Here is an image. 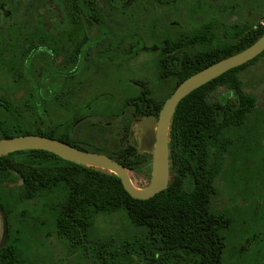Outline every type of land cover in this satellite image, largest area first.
Masks as SVG:
<instances>
[{
    "label": "trees",
    "instance_id": "16d2710c",
    "mask_svg": "<svg viewBox=\"0 0 264 264\" xmlns=\"http://www.w3.org/2000/svg\"><path fill=\"white\" fill-rule=\"evenodd\" d=\"M63 1L72 27L92 24L88 13L95 11V24L102 28L100 34L97 33V40L105 35L106 26L102 18L104 8L101 2L111 3V7L119 13L126 11L129 15L136 13L141 2L170 7H175L179 2ZM133 34L131 40L138 39V34ZM263 34L264 24L260 22H236L220 34L216 32L213 20L191 32L174 35L164 30L153 32L151 41L160 49L157 73L161 78L174 76L175 82L171 92L164 98L138 92L120 100L121 104L111 114L122 117L121 131L117 135L121 142L115 148L106 143H87L73 136V122L77 118L105 115L108 102L98 101L97 104L87 105L86 98L76 112H70L72 97L67 93L63 96L58 94L56 81L49 83L54 86L53 91L45 92L46 79L42 67L44 33L14 39L9 48L6 46V54L0 64L5 65L10 74L15 71V81L23 73L32 85L24 93L26 96L17 102L0 93V139L41 134L83 150L105 153L129 171H142L144 166L148 167L152 162L153 154L141 152L137 139L130 140V136L138 134L134 125L144 116L158 117L165 100L186 78L244 50ZM70 36L71 41L78 40L77 31H70ZM181 46L190 49L189 57L186 56L189 60L183 62L185 64L172 66V58L168 55L180 51ZM261 58H264V51L254 59L203 84L178 104L169 130V154L177 140L176 151L183 160V173L188 116L195 111L192 108L194 106L200 109L205 105L208 108L205 127L208 176L198 181L193 188L186 187L183 179L177 183L172 178L168 186L155 196L137 199L124 188L115 173L69 161L47 150L22 149L0 156V205L9 223L7 242L0 246V264H39L40 257L45 256L41 251L49 250L47 239H41L47 228L72 249L83 248L93 253L98 264H140L138 260L142 257V249L147 252L156 250L157 240L161 241L167 252L173 251L176 254L177 251L186 250L191 256L189 262L185 259L173 262L176 257L162 254L166 264H220L222 244L226 242L235 219L213 208V198L218 189L215 184L216 165L212 161L221 152L225 153L226 158L227 155L238 153L242 147L247 149L253 126L256 127V183L264 187V108L260 107L257 95L247 89L244 80V72ZM221 88L223 91L218 93ZM94 107L97 111L93 110ZM82 108L92 111L93 115L81 114ZM42 116L47 118V122L42 120ZM61 119L67 122L66 125L62 124ZM46 123L50 128H44ZM102 127L106 128V124ZM30 128L37 131L32 132ZM36 200L40 202L38 206L32 205L31 202ZM116 214L123 216L126 224L133 227L129 239L118 244L111 235L92 238L97 220ZM204 243H207L206 252ZM146 258L153 259L152 254H146Z\"/></svg>",
    "mask_w": 264,
    "mask_h": 264
},
{
    "label": "flooded vegetation",
    "instance_id": "af4514ba",
    "mask_svg": "<svg viewBox=\"0 0 264 264\" xmlns=\"http://www.w3.org/2000/svg\"><path fill=\"white\" fill-rule=\"evenodd\" d=\"M58 1L62 2L66 8L63 0ZM181 1L182 0H179L178 4L181 3ZM105 4L109 7L112 6V4L108 2H105ZM101 6L103 7L102 3ZM145 7L155 10V8L170 6H154L141 2L136 12H143ZM105 10L106 8H104L102 12L104 13ZM5 11H8L6 3L4 0H0V13L3 15ZM10 13L11 12L8 11L9 16ZM88 14L90 22L92 23L89 24V26L72 27L69 25V20L67 18L68 24L66 30L57 35L51 34L47 28L43 29L41 32L36 31L34 33H44L45 43L43 46L44 50L42 51V67L44 71L43 76L46 79V93L53 91L52 89L54 86L49 83L56 81L58 94L63 96L64 93H67L72 98L79 96L88 98L89 96L91 99L88 100L87 105L91 103L97 104V97L101 94H109L108 103L106 104L108 105V109L105 110V115H94V117H113L111 115L113 109L121 104V101L116 104L112 97L116 91L118 93L120 91L119 95L123 98L138 92H141V94L144 92L158 97L157 92L150 90L149 85L157 81L163 83L172 80L173 83L175 82L174 76L161 78L159 73H157V67L160 63V49L151 41L150 36L153 32H161L163 30L165 32H171L174 35L180 32H191L193 29L188 30L179 27L177 30H172L169 28V26L171 27V23H169L168 28L155 23L149 27H142L138 21H135L133 28H136H134L133 32L129 33H127V31L122 32L121 30L116 32L106 25L104 27L105 35L97 40V33L101 31L102 28L95 24V11L92 10ZM123 14H127V12L123 11ZM157 20L160 21L161 19L157 17ZM70 31H77L78 40L71 41ZM133 33L138 34V39L131 40V37L134 35ZM147 33H149V37ZM189 54L190 49L186 46H181L180 51H175L168 56L172 58L170 61L172 66H177L178 63L185 64L189 60V58H186V56L189 57ZM151 55L153 56L150 57ZM153 65L154 73L150 76L146 68ZM98 76H102L105 81L111 82L112 86L109 85L110 87L106 89L107 91L101 94H93L95 89L93 88L94 90H91L90 87L93 86L95 78ZM171 90L169 92H171ZM169 92L165 94V97L168 96L167 94ZM192 108L195 109V111L191 112L187 119V152L184 156V173L181 172L183 160H181V156L176 151L178 148L177 140L174 141L173 149L170 150L169 154L170 179L174 178L177 183L183 179L185 186L189 188H193L198 184V181L200 182L203 178L205 179L208 176L209 169L207 137L205 131L208 119V108L205 105L200 109L196 106ZM93 110L97 111L96 107H94ZM107 111L109 114H107ZM88 118L90 117L84 116L77 118L73 122V136L87 143H93L91 139L74 135L76 125ZM90 123V126L93 127L91 132L94 134V139H97L99 135H103V132L107 130L109 126L108 123H102L101 121H91ZM105 124L106 128H103L102 126ZM254 125H256V123H254ZM95 126L98 127L95 129ZM135 134L136 136L134 139L138 141V134ZM116 135H119V131ZM249 135V145L247 149L244 150L242 147V150L238 153L227 155L226 158L225 153L221 152L217 157L214 156L215 159L212 161L213 164L216 165L215 184L218 189L217 194L222 192L218 188L219 184L228 180L231 184L232 193L236 198H239L241 202L240 206H233V209H231L232 211L228 212L224 207L220 210L235 219L231 227V233H237L243 237L242 243L240 244L239 242L238 249L234 248V250L230 248L232 244H236L233 236L227 237L226 242L222 244L223 255L220 264H264V227L259 229V231L257 230L258 221L264 220V187H260L258 190L256 186V127L253 126ZM104 143H106V141H104ZM244 146L246 147L245 144ZM203 239L205 240L206 237H203ZM206 245L207 243H204L205 252L207 251ZM143 246L145 247L146 245L143 244ZM148 253L152 254L153 259L146 258V254ZM141 254L142 257L139 258L140 264H166L162 254H169L170 258L176 257L174 259L176 261L173 260V262H177V260L181 261V259H185L189 262L191 259L189 252H186V250L177 251L176 254L173 253V251L167 252L164 250V245L158 240L156 243V250L147 252V250L142 249Z\"/></svg>",
    "mask_w": 264,
    "mask_h": 264
},
{
    "label": "rangeland",
    "instance_id": "374dc122",
    "mask_svg": "<svg viewBox=\"0 0 264 264\" xmlns=\"http://www.w3.org/2000/svg\"><path fill=\"white\" fill-rule=\"evenodd\" d=\"M4 2L6 3L7 10L11 13L10 16L8 15V11H5L3 15L0 13V61L6 54L5 47L7 46L9 48L14 43V39H22L26 36L31 37L36 31L41 32L46 28L51 34L57 35L67 28V11L64 4L58 0H4ZM102 5L106 8L102 14L103 21L109 28L116 32L120 30L122 32L127 31V33L133 32L134 28H136H133L135 21H138L142 27H149L155 23L168 28L169 23H171V27L169 26V28L172 30H177L179 27L189 30L213 20L215 30L220 34L224 33L225 28H228L229 25H233L236 22H260L264 24V0H182L175 8L161 7L152 10V8L145 7L143 12L131 13L132 15L119 13L118 10L109 7L104 2ZM157 17L161 19V22L157 20ZM6 58L8 57L6 56ZM153 70L154 65L146 68L150 76L153 75ZM14 73L11 72L10 74L6 66L0 64V93L8 99L17 102V100L26 96L24 93L27 92V88H30L32 84L26 79L23 73V76L18 81H15ZM244 80L247 84V89L257 95L260 107L264 108V58H261L256 64L250 66L244 72ZM109 85L112 86L111 82L105 81L102 76H98L95 78V82L90 89H95L93 94H101L107 91L106 89L110 87ZM173 85L172 80L163 83L157 81L149 85V88L157 92L158 98H164L165 94L172 89ZM222 91L223 89L221 88L218 93ZM119 94L120 91L119 93L116 91L112 96L116 104L123 98ZM108 96L109 94H101V97L96 101L107 103ZM90 98L88 96L87 100ZM85 100L86 98H82V96L71 98L69 111L75 112L80 106V103ZM80 112L83 115H93V112L86 108L80 109ZM42 120L47 122V118L43 116ZM61 120L62 124L66 125L67 122L63 119ZM91 121H101L102 123L109 124L108 129L103 132V135L97 136V139L93 138L94 134L91 132L93 127L90 126ZM121 121L122 117L118 115L113 117L93 116L78 123L75 127L74 135L91 139L95 144L106 141V145L115 148L121 142L120 138H117L118 136L116 135L118 131H121ZM49 126L46 123L44 128H50ZM97 127L95 126L94 128L96 129ZM31 131L36 132L37 130L32 128ZM133 136H130V140H132V137L134 140L136 134H133ZM151 169L152 162L148 167L144 166L142 171H129L136 186L145 187L149 183ZM256 186L258 190L261 187L257 183ZM218 188L222 192L214 196L213 208L220 211L224 207L229 212L232 211L233 206L241 205L239 198H236L232 193L231 184L228 180L221 182ZM31 203L34 206H38L40 202L36 200ZM258 222L257 230L259 231V229L264 227V220ZM133 230V227L127 225L123 216L120 214H116L115 216L111 215L108 218L100 217L97 220L92 238H104L111 235L116 240V243L122 244L121 241L129 239ZM2 231L3 222L0 215V240ZM44 233L45 236L44 238L41 237V239H47V247L49 250L41 251V253H45V256L40 257L38 260L39 264H98L93 253L83 248L72 249L64 241L57 238L50 228L45 229ZM231 235L236 244H232L230 248L232 250L234 248L238 249L239 242L240 244L242 243L243 237L233 232L228 234V236Z\"/></svg>",
    "mask_w": 264,
    "mask_h": 264
},
{
    "label": "water",
    "instance_id": "95a60500",
    "mask_svg": "<svg viewBox=\"0 0 264 264\" xmlns=\"http://www.w3.org/2000/svg\"><path fill=\"white\" fill-rule=\"evenodd\" d=\"M263 51L264 34L244 50L212 63L186 78L165 100L158 118L147 115L134 125V129L138 132V149L141 152L153 154L151 180L145 187L136 186L129 170L109 155L83 150L57 138L41 134L31 133L0 139V156L22 149L47 150L69 161L115 173L132 197L149 199L168 186L170 179L169 130L180 101L203 84L254 59ZM0 215L3 222L0 246H4L9 235V223L2 205H0Z\"/></svg>",
    "mask_w": 264,
    "mask_h": 264
}]
</instances>
